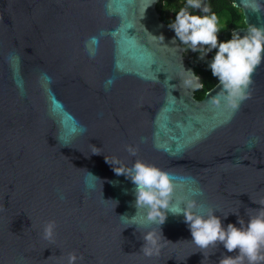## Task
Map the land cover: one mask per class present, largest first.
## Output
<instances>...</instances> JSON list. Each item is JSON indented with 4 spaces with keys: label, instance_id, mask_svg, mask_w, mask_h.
Wrapping results in <instances>:
<instances>
[{
    "label": "water",
    "instance_id": "obj_1",
    "mask_svg": "<svg viewBox=\"0 0 264 264\" xmlns=\"http://www.w3.org/2000/svg\"><path fill=\"white\" fill-rule=\"evenodd\" d=\"M159 1L0 0V264H68L72 252L76 264L235 255L198 246L170 211L159 253L145 255L144 233L159 237L160 225L133 224L145 209L114 170L155 164L173 174L174 204L202 189L197 211L214 208L225 225L264 207V62L237 108L219 81L197 99L200 77ZM234 5L245 24L235 30L264 28V0Z\"/></svg>",
    "mask_w": 264,
    "mask_h": 264
},
{
    "label": "clouds",
    "instance_id": "obj_2",
    "mask_svg": "<svg viewBox=\"0 0 264 264\" xmlns=\"http://www.w3.org/2000/svg\"><path fill=\"white\" fill-rule=\"evenodd\" d=\"M169 27L175 32L173 41L178 38L188 49L198 52L201 59L215 49L208 67L212 75L217 77L233 109L251 94L249 86L252 73L264 62V28L253 26L243 31V34L233 30L230 38L220 39L225 25L217 12L213 11L210 0H185L175 12L174 19L169 21ZM159 36L164 41V35ZM128 150L135 154L137 148L129 145ZM114 170L133 182L135 206L138 210L145 209L142 220L133 224L152 222L160 225L159 237L154 229L144 233L142 251L145 255L159 253V240L164 237L161 225L170 211L183 215L192 240L201 248L219 242L228 252L235 251V255H223L218 264H264V207L257 214L249 216L246 222L238 216V223L229 222L225 225L214 208L210 207L207 214L197 211L203 205L195 196L201 194L202 189H190L192 198L174 204L176 183L173 174L155 164L138 159L131 166ZM135 217L136 214L131 218ZM54 228L55 221L45 225L46 239L53 237ZM77 259L75 252L69 253L68 264H76Z\"/></svg>",
    "mask_w": 264,
    "mask_h": 264
},
{
    "label": "flooded vegetation",
    "instance_id": "obj_3",
    "mask_svg": "<svg viewBox=\"0 0 264 264\" xmlns=\"http://www.w3.org/2000/svg\"><path fill=\"white\" fill-rule=\"evenodd\" d=\"M184 3L185 0H169V6L171 8H166L164 2L162 1L161 3L158 2L156 4V8L160 13V18L169 26V21L171 19H174L175 12L178 11L179 7L182 6ZM210 3L212 5L213 11L217 12V14L221 18L222 23L225 25V27L220 33V39L226 40L230 38L233 30L245 28L243 14L241 17L242 11L234 5V0H210ZM236 22H238L239 25L234 27L233 24ZM176 39L183 48V55L185 56L187 61L193 66L194 70L199 69L202 72H207L209 69L208 62L210 61V57L215 54V49H213L212 52L208 54L209 56H206L201 59L198 52H194L188 49L182 42L179 41L178 38Z\"/></svg>",
    "mask_w": 264,
    "mask_h": 264
},
{
    "label": "trees",
    "instance_id": "obj_4",
    "mask_svg": "<svg viewBox=\"0 0 264 264\" xmlns=\"http://www.w3.org/2000/svg\"><path fill=\"white\" fill-rule=\"evenodd\" d=\"M160 1H161V2L163 1V2H164V5H165L166 8H167V7H168V8H171V7L169 6V0H160ZM160 1H159V3H161ZM158 5H159V4H158ZM241 17H242V13H241ZM237 25H239L238 22H236V23L233 24L234 27L237 26ZM230 34H231V33H230ZM209 62H210V61H209ZM209 62H208V63H209ZM195 73H196L198 76H200L202 86H201V88H198V89L195 90V92H194V96H195L197 99H201V98L204 96L205 92H206L207 90H209L210 88H212V87L218 82V79H217V77H215V76L212 75L210 69H208L207 72H202V71L199 70V69H195Z\"/></svg>",
    "mask_w": 264,
    "mask_h": 264
}]
</instances>
